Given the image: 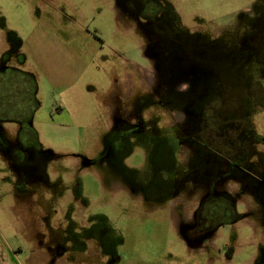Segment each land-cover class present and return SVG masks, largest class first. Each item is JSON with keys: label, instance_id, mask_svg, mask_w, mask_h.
<instances>
[{"label": "rangeland", "instance_id": "rangeland-1", "mask_svg": "<svg viewBox=\"0 0 264 264\" xmlns=\"http://www.w3.org/2000/svg\"><path fill=\"white\" fill-rule=\"evenodd\" d=\"M163 1L173 7L183 27L200 28L209 39L215 32H223L221 115L230 114L234 119L252 112L251 120L263 131L264 37L242 74L236 72L241 58L236 44L248 40L255 27L264 29L263 0ZM142 43L141 34L116 11L115 0H0V53L9 44L16 46L23 57L16 65L33 76L35 88L34 99L24 101L19 86L10 85V81L3 85L0 80V115L19 117L26 109L33 110L31 125L36 138L52 154L46 170L28 181L24 192H16L17 177L0 156V264H249L254 260L264 230L251 214L232 223H216L217 203H206L204 212L216 228L209 238L205 235L199 249L190 248L178 230L180 220L191 219L196 192L206 183L204 177L225 167L212 154L203 157L201 145L199 155H187L190 147L183 140L172 157L177 163L173 175L188 167L193 170L191 188H183L176 200L168 195L145 202L140 193L124 184L107 182L100 164L83 167L76 156L88 159L95 155L101 135L112 124L115 103L130 108L136 96L147 92L146 71L152 65ZM210 48V60L217 63V41L210 42ZM242 50V57L252 52L249 47ZM178 65L174 62L171 68ZM176 78L167 81H184ZM215 82L209 78L201 85L202 91L190 89L169 96L167 109L146 105L143 114L160 135H186L185 128L196 122L195 113L206 95L203 91L212 92ZM181 119L183 124L175 122ZM1 122L7 129L13 125ZM214 149L221 151L217 146ZM261 153L264 151L255 156L260 158ZM143 165L142 149L134 147L123 160V171L109 167V177L138 181ZM164 182L161 175L158 188ZM48 188L55 200L49 208L37 203L43 201ZM237 210L246 212L243 203ZM106 230L108 237L111 233L122 240L110 254L101 246L105 241L99 239ZM38 231L45 240L49 238L45 244L52 246L50 255L38 245ZM64 233L89 238L79 249L69 247L70 241L66 243L69 249L63 256L68 260L54 254L56 242H61L56 238Z\"/></svg>", "mask_w": 264, "mask_h": 264}, {"label": "flooded vegetation", "instance_id": "flooded-vegetation-1", "mask_svg": "<svg viewBox=\"0 0 264 264\" xmlns=\"http://www.w3.org/2000/svg\"><path fill=\"white\" fill-rule=\"evenodd\" d=\"M261 5L260 12L264 10V0ZM115 7L116 11L125 17L127 23L143 38V53L152 65L146 71L145 77V79L149 78L147 82L149 86H146V93L135 97L130 108L123 104L113 105L112 124L108 125L106 132L101 135L99 149L96 150L95 155L87 159L83 155L76 154L81 158L82 166L100 164L107 182L124 184L136 193H140L145 202L160 201L168 195H174L173 198L176 200L183 188H191L190 176L193 170L188 167L182 169L179 175H173L171 171L176 169L177 163L172 161V157L179 149L178 144L184 142L183 140L190 147L187 155H199L201 145L205 149V152L202 151L203 157L207 153L212 154L222 160L225 167L204 177L206 183L196 192L190 221L178 222V230L181 231L185 243L190 248L199 249L203 245L202 239L206 236L209 238L213 234L216 227L209 223L212 219L207 212H204L206 203L210 202L217 203L219 209L216 223H232L251 214V219L258 220L261 230H264V153L260 154V158L255 156L257 151H264V130L258 131L251 120L252 112L244 116L243 113L246 112L240 113L241 116L234 119L229 116L230 114L221 115L218 101L221 92L220 77L224 68L223 32H215L209 39L208 35L201 34L200 28L190 30L183 27L173 7H169L163 0H115ZM201 36L204 37L202 42H200ZM263 37L264 29L255 27L248 40H242V45L236 44V51L241 55V62L239 61L236 66L238 76L252 59L258 43H263ZM212 41L218 43L217 63L210 60ZM12 44L14 45L13 42ZM248 47L252 52L242 57L244 53L242 49ZM18 62L21 64L23 57L17 53L16 46L9 44L0 53L1 84L7 85V81H10V85L19 86L24 101H27V98L34 99V78L27 70L18 67L16 65ZM174 62L179 63L177 68H171ZM178 68L180 70H177ZM176 77L184 81H173V83L167 81L171 78L177 79ZM209 78L216 80L215 86L210 93L203 91L206 95L195 113L196 122L188 125V129L185 128L186 135H160L155 124L151 125L146 120L143 114L146 105L167 109L169 102L171 103L169 96L190 89L202 91L205 88L203 86L201 88V85ZM143 82L145 83V80ZM26 111L19 117L16 115L6 117L3 116L6 115L4 113L0 115V156L3 157L11 175L17 177L14 184L16 192L26 191V183L40 177L47 168V162L52 159L50 149L40 146L36 138V130L31 125L33 110L26 109ZM2 120L12 122V127L5 128ZM175 122L183 124L185 121L181 119ZM215 146L221 151L215 150ZM134 147L141 148L143 153L144 165L136 176L140 180L126 179L122 182L115 176L109 177V167L123 171V160L132 154ZM162 170L166 172L161 173ZM161 175L165 182L162 183L163 187L158 188L160 185L157 182ZM240 176L245 178V182L240 180ZM215 185L219 186L218 190H215ZM48 191L49 188L46 191L47 195L43 193V201L37 202L38 205H49V208L50 204L54 203L55 200ZM240 203H243L246 212H238L237 205ZM93 227V225L88 226L89 231H92ZM102 232L105 233V230ZM100 235V241H105L101 246L109 254L113 253L116 242L122 241L111 233L108 237V230L106 234ZM261 235L264 236L262 233ZM56 239L61 241L56 242L54 247L56 258L62 257L71 246L78 249L84 247L89 240V238H74L71 234L65 233ZM36 240L38 245L44 248L45 254L50 255L52 246L48 242L45 244V241H50L49 238L45 240L44 234L38 231ZM68 241L71 242L69 247L66 246ZM228 250L232 252V248ZM63 257L68 260L67 256ZM249 264H264V237L254 260Z\"/></svg>", "mask_w": 264, "mask_h": 264}, {"label": "water", "instance_id": "water-1", "mask_svg": "<svg viewBox=\"0 0 264 264\" xmlns=\"http://www.w3.org/2000/svg\"><path fill=\"white\" fill-rule=\"evenodd\" d=\"M182 234V233H181Z\"/></svg>", "mask_w": 264, "mask_h": 264}]
</instances>
